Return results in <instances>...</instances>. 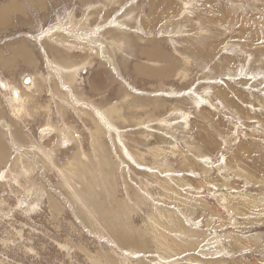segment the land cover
Masks as SVG:
<instances>
[{
    "label": "rangeland",
    "instance_id": "rangeland-1",
    "mask_svg": "<svg viewBox=\"0 0 264 264\" xmlns=\"http://www.w3.org/2000/svg\"><path fill=\"white\" fill-rule=\"evenodd\" d=\"M0 10V264H264V0Z\"/></svg>",
    "mask_w": 264,
    "mask_h": 264
},
{
    "label": "bare ground",
    "instance_id": "bare-ground-1",
    "mask_svg": "<svg viewBox=\"0 0 264 264\" xmlns=\"http://www.w3.org/2000/svg\"><path fill=\"white\" fill-rule=\"evenodd\" d=\"M4 8H5V7H4ZM2 11H3V10H0V14H2ZM31 84H32V83H31ZM13 93H14V91H13ZM19 96H21V97L23 96L22 91H16V90H15V97H19ZM19 98H20V97H19Z\"/></svg>",
    "mask_w": 264,
    "mask_h": 264
}]
</instances>
